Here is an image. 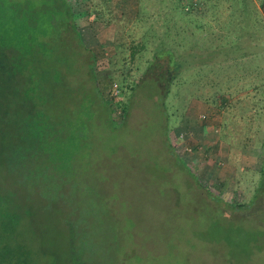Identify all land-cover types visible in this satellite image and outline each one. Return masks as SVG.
Instances as JSON below:
<instances>
[{"label": "rangeland", "instance_id": "obj_1", "mask_svg": "<svg viewBox=\"0 0 264 264\" xmlns=\"http://www.w3.org/2000/svg\"><path fill=\"white\" fill-rule=\"evenodd\" d=\"M69 1L100 88L117 83L128 116L86 89L67 115L56 108L67 116L58 152L8 153L0 210L16 218L0 217V252L22 244L29 264H264V0L181 16L175 0H130L118 25L97 21L96 0ZM72 57L77 85L85 61ZM3 90L0 80V152H15ZM231 204L249 205L247 219Z\"/></svg>", "mask_w": 264, "mask_h": 264}, {"label": "trees", "instance_id": "obj_2", "mask_svg": "<svg viewBox=\"0 0 264 264\" xmlns=\"http://www.w3.org/2000/svg\"><path fill=\"white\" fill-rule=\"evenodd\" d=\"M96 1L99 7L97 21L117 25L127 22L126 6L130 0ZM216 1L218 0H175L173 12L177 15H189L186 12L192 10L188 6L207 9L213 3L217 5ZM79 16L69 0H0V80L4 86L3 92L8 89L9 104H13L15 121L20 124L19 147H14L15 152H0V163H5L3 161L8 153L24 160V152H58L52 144L58 132L57 126L61 123L60 119L67 116H59L56 108L61 107L66 114L69 106L77 105L79 99L82 104L86 98V89L97 101L103 97V102L105 101L113 115L117 111L111 107L116 103L122 108L119 118L126 119L128 116L126 104L122 105L121 99L113 91L105 94L100 88L95 70L99 57L81 38L79 31L84 24ZM86 19L88 21L89 17ZM58 37H63L69 43L72 50L70 55L68 51L65 52V44L60 47L61 51L57 46L54 47L53 40ZM56 54L60 56L57 58ZM72 55L85 61L77 68V85L72 80V75H75ZM60 101H63V105L58 103ZM5 116H8V112L0 115V119ZM3 131L0 127V141L5 137ZM174 136L172 131L170 137ZM262 175L260 187L262 184L263 187L259 195L263 198L264 172ZM196 183L204 196L208 194L214 197L211 190L203 188L199 182ZM231 208L233 211L246 208V219L249 216L247 204H231ZM0 217L11 222L16 218L14 214L5 212V209L0 210ZM27 254L22 244L6 245L0 252V264H29ZM86 263V259L81 258L79 264Z\"/></svg>", "mask_w": 264, "mask_h": 264}, {"label": "built area", "instance_id": "obj_3", "mask_svg": "<svg viewBox=\"0 0 264 264\" xmlns=\"http://www.w3.org/2000/svg\"><path fill=\"white\" fill-rule=\"evenodd\" d=\"M112 91L114 92V95H115V96H119V93H120V86H119L117 83H114L113 86H112ZM118 115H121V110H120V112L118 113Z\"/></svg>", "mask_w": 264, "mask_h": 264}]
</instances>
